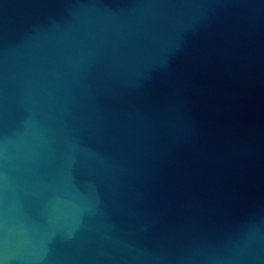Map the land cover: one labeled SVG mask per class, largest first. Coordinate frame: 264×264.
<instances>
[{
	"label": "water",
	"instance_id": "95a60500",
	"mask_svg": "<svg viewBox=\"0 0 264 264\" xmlns=\"http://www.w3.org/2000/svg\"><path fill=\"white\" fill-rule=\"evenodd\" d=\"M0 264H264V0H0Z\"/></svg>",
	"mask_w": 264,
	"mask_h": 264
}]
</instances>
